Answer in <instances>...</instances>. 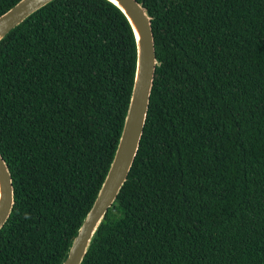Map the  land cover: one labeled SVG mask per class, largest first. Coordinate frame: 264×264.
I'll return each instance as SVG.
<instances>
[{
    "label": "trees",
    "instance_id": "obj_1",
    "mask_svg": "<svg viewBox=\"0 0 264 264\" xmlns=\"http://www.w3.org/2000/svg\"><path fill=\"white\" fill-rule=\"evenodd\" d=\"M139 1L160 65L128 180L82 264H264V0ZM136 61L109 0H53L0 41L15 188L0 264H62L115 155Z\"/></svg>",
    "mask_w": 264,
    "mask_h": 264
},
{
    "label": "water",
    "instance_id": "obj_2",
    "mask_svg": "<svg viewBox=\"0 0 264 264\" xmlns=\"http://www.w3.org/2000/svg\"><path fill=\"white\" fill-rule=\"evenodd\" d=\"M53 0H20L0 15V41L38 9ZM128 19L136 39L137 61L131 98L118 146L98 195L74 237L62 264H82L93 239L126 184L138 154L148 118L156 69L153 17L139 0H109ZM15 204V188L9 164L0 152V230Z\"/></svg>",
    "mask_w": 264,
    "mask_h": 264
}]
</instances>
